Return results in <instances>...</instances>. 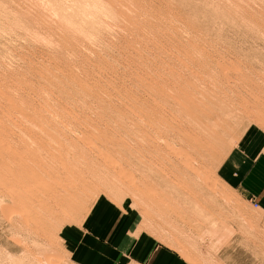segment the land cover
Wrapping results in <instances>:
<instances>
[{"label": "rangeland", "instance_id": "374dc122", "mask_svg": "<svg viewBox=\"0 0 264 264\" xmlns=\"http://www.w3.org/2000/svg\"><path fill=\"white\" fill-rule=\"evenodd\" d=\"M254 131L264 0H0V264H264Z\"/></svg>", "mask_w": 264, "mask_h": 264}, {"label": "crops", "instance_id": "0c3cea01", "mask_svg": "<svg viewBox=\"0 0 264 264\" xmlns=\"http://www.w3.org/2000/svg\"><path fill=\"white\" fill-rule=\"evenodd\" d=\"M254 132L241 134L232 154H227L218 166V172L224 181L242 184L251 193L263 189L264 195V150L261 142H258L259 134ZM150 260V264H180L161 250L153 254Z\"/></svg>", "mask_w": 264, "mask_h": 264}, {"label": "bare ground", "instance_id": "6f19581e", "mask_svg": "<svg viewBox=\"0 0 264 264\" xmlns=\"http://www.w3.org/2000/svg\"><path fill=\"white\" fill-rule=\"evenodd\" d=\"M94 28V27H93ZM44 37V36H43ZM47 39H48V37H47ZM31 144V143H30ZM41 149V148H40ZM51 172V171H50ZM43 249V248H42ZM46 260H48V259H46ZM54 263V262H53Z\"/></svg>", "mask_w": 264, "mask_h": 264}]
</instances>
